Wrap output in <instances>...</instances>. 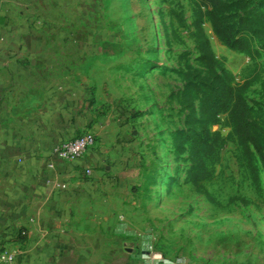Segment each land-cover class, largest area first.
<instances>
[{"label": "crops", "instance_id": "crops-1", "mask_svg": "<svg viewBox=\"0 0 264 264\" xmlns=\"http://www.w3.org/2000/svg\"><path fill=\"white\" fill-rule=\"evenodd\" d=\"M107 14L106 0H0V253L17 264H156L118 222L142 160L94 44ZM85 131L96 145L81 159L51 156Z\"/></svg>", "mask_w": 264, "mask_h": 264}, {"label": "rangeland", "instance_id": "rangeland-1", "mask_svg": "<svg viewBox=\"0 0 264 264\" xmlns=\"http://www.w3.org/2000/svg\"><path fill=\"white\" fill-rule=\"evenodd\" d=\"M194 1L106 0L107 16L93 23L107 32L105 41L94 44L115 69L117 96L111 104L127 122L123 131L134 137L131 145L142 160L134 185L138 191L126 190L118 222L126 247L134 246L136 253L161 255L175 264H264V171L260 163L262 191L257 192L229 142L215 178L205 184L217 202L214 205L184 183L189 165L186 155H176L171 147L172 135L183 128L186 114L177 101L184 87L177 72L187 64H197L191 30L181 27L171 12L183 14L189 26ZM204 30L214 54L236 82L251 80L253 62L222 46L209 24ZM257 64L259 77L245 97L264 124V66L262 60ZM224 122L225 118L212 131L226 138L229 129ZM231 198H244L249 205L231 204Z\"/></svg>", "mask_w": 264, "mask_h": 264}, {"label": "trees", "instance_id": "trees-1", "mask_svg": "<svg viewBox=\"0 0 264 264\" xmlns=\"http://www.w3.org/2000/svg\"><path fill=\"white\" fill-rule=\"evenodd\" d=\"M181 27L189 31L195 45L196 66L187 64L177 72L184 83L177 101L186 113L183 128L174 131L171 147L178 156L186 155L189 164L184 183L217 205L205 184L215 178L221 153L231 142L236 147V161L244 169L257 192H261L260 163L264 171V124L245 97L259 77L258 60L264 66V0H195L193 20L187 25L183 14L172 11ZM209 24L214 37L228 50L247 56L254 65V77L243 83L227 71L216 57L205 33ZM146 68L150 64L145 65ZM145 68V69H146ZM229 129L224 138L212 127L221 124ZM138 191L137 187L132 192ZM249 205L244 198H231Z\"/></svg>", "mask_w": 264, "mask_h": 264}, {"label": "built area", "instance_id": "built-area-1", "mask_svg": "<svg viewBox=\"0 0 264 264\" xmlns=\"http://www.w3.org/2000/svg\"><path fill=\"white\" fill-rule=\"evenodd\" d=\"M96 145V136L91 131H85L78 137L59 143L53 147L51 156L61 161L75 162L81 159L90 149ZM53 167V165H49ZM86 177L91 176V169L84 171ZM59 189H63L64 186H56ZM25 233H23L24 235ZM154 260H157L163 264H175L172 261L163 259L161 255H154ZM0 264H17L16 256L14 253L4 250L0 253Z\"/></svg>", "mask_w": 264, "mask_h": 264}]
</instances>
